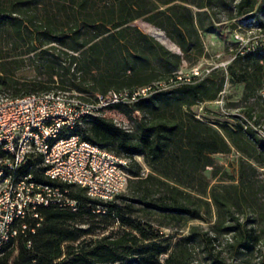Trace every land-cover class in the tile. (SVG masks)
Returning a JSON list of instances; mask_svg holds the SVG:
<instances>
[{
    "label": "trees",
    "instance_id": "1",
    "mask_svg": "<svg viewBox=\"0 0 264 264\" xmlns=\"http://www.w3.org/2000/svg\"><path fill=\"white\" fill-rule=\"evenodd\" d=\"M261 15L264 0H0V95L60 90L94 100L150 86L137 104L152 109L129 127L95 117L89 131L73 129L129 159L126 192L113 199L91 198L30 161L24 172L67 187L79 207L39 206L2 247L0 264H264V64L258 48L237 53L233 39L237 18ZM224 23L234 58L180 77L184 62L205 55L202 33ZM226 77L242 86V115H197L193 107L216 100ZM232 150L236 175L213 158Z\"/></svg>",
    "mask_w": 264,
    "mask_h": 264
},
{
    "label": "built area",
    "instance_id": "2",
    "mask_svg": "<svg viewBox=\"0 0 264 264\" xmlns=\"http://www.w3.org/2000/svg\"><path fill=\"white\" fill-rule=\"evenodd\" d=\"M264 16L236 19L233 39L237 53L258 48L264 64ZM234 55L217 66L225 68ZM206 68L209 72L212 68ZM194 75H199L197 68ZM150 86L133 91L111 90L86 100L75 92L47 91L18 97L0 95V250L26 228L27 215L38 217L39 206L78 209L67 187L35 179L30 161L38 158L43 174L60 183L77 185L91 198L110 200L127 186L130 162L126 157L75 134L83 119L116 104H132L145 97ZM221 94V92H220ZM238 154V153H237ZM29 245V244H28Z\"/></svg>",
    "mask_w": 264,
    "mask_h": 264
},
{
    "label": "rangeland",
    "instance_id": "3",
    "mask_svg": "<svg viewBox=\"0 0 264 264\" xmlns=\"http://www.w3.org/2000/svg\"><path fill=\"white\" fill-rule=\"evenodd\" d=\"M258 1L261 2L262 0ZM134 23L144 32L153 34L169 48L175 49V47L164 36L163 32L156 29L151 24L145 22L144 20H136ZM202 39L205 55L191 63L184 62L179 68L180 77H188L191 75V73L193 74V70L195 68L198 69L199 75L201 73H206V68H210L212 66L215 67L216 64L229 59L233 55L231 52L235 45L232 42V36L228 32L227 24H221V26L214 31L203 32ZM19 73H22L23 75L31 74V72L27 70ZM241 93V84L231 82L228 77H226L221 94L219 93L218 98L214 101L205 102L194 106L193 111L196 112L197 115L202 116L209 121L218 119L231 121L233 118L230 116L242 115L240 112V107L243 104ZM1 95L10 96V92L5 91ZM151 110V106L137 104V102L132 104H116L93 114L91 117L81 121L79 125L89 131L92 126L93 118L98 117L104 121L118 126L129 127L134 121L149 114ZM237 157L238 154L234 150L229 153L213 154V158L217 167H219L221 170L228 171L232 175H236ZM136 159L142 163V159L140 157H137ZM147 171V167L142 163V172L145 174ZM206 171L207 175L209 176L211 168L207 167ZM209 179L211 182H214V179ZM125 192L126 188L120 194ZM164 231L166 233H172L169 229H164Z\"/></svg>",
    "mask_w": 264,
    "mask_h": 264
}]
</instances>
